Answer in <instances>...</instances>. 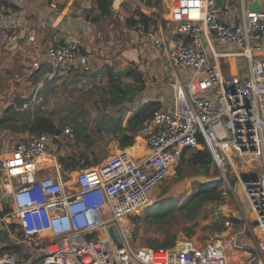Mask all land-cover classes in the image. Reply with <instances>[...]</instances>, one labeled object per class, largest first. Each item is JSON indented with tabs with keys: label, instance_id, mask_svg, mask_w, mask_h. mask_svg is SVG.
Returning <instances> with one entry per match:
<instances>
[{
	"label": "built area",
	"instance_id": "1",
	"mask_svg": "<svg viewBox=\"0 0 264 264\" xmlns=\"http://www.w3.org/2000/svg\"><path fill=\"white\" fill-rule=\"evenodd\" d=\"M167 1L166 28L130 31L133 42H143L153 59L163 55L171 69L163 106L136 136L143 154L118 151L68 176L54 149L72 128L1 148L0 240L16 247L0 244V264H264V8L244 10L230 24L217 16L215 0ZM50 7L57 9L55 2ZM222 8L230 10L229 3ZM21 37L14 23L0 20L1 48ZM213 41L236 51L220 53ZM222 56L241 58L246 72L226 74ZM91 63L69 38L46 46L29 68L52 81L73 67L89 72ZM187 148L206 149L225 181L233 169L237 208L203 245L187 239L174 250L140 246L131 219ZM47 153L53 160L40 167L37 159ZM249 157L261 158L260 174L241 169Z\"/></svg>",
	"mask_w": 264,
	"mask_h": 264
},
{
	"label": "rangeland",
	"instance_id": "2",
	"mask_svg": "<svg viewBox=\"0 0 264 264\" xmlns=\"http://www.w3.org/2000/svg\"><path fill=\"white\" fill-rule=\"evenodd\" d=\"M168 6L169 3L167 0H161L159 8L147 7L141 0H122L118 8L112 10V14L109 17L103 18L95 24V31L101 35L99 41L105 43L108 37L107 35H115L117 32L119 35H117L116 38L121 49L127 50L128 53H132L133 50L138 51V49L141 48L149 53L143 42L132 41V34L130 31H133L134 28H128L125 19L134 15L137 11H141L145 15H152L156 19L157 26L153 28L154 30H157L158 26L166 28V25L165 23L163 24L162 20L168 17ZM226 48L227 50H231L229 47ZM142 59L143 58L139 57V60L136 62L132 60L130 65L126 66L131 70L130 72L133 73L130 77L132 80H134L135 77L140 79V77L143 76L137 71V67L142 65ZM144 60L147 64L145 62L143 63V66H154L158 64L162 68V74L158 78V83L156 84L158 91L161 92V90L166 91L169 89L167 83L171 75V69L167 64L165 57L162 55L159 59H153L150 53L149 58ZM143 69L145 70V68ZM79 70L82 71L81 69ZM22 74L23 72L16 73L20 82L13 80L11 86H8L6 82H4L5 79L0 82V101L2 107L3 105L10 106L7 110L14 108L19 109L25 104L24 101L26 100L28 101V104H26L25 109L29 110L30 108V111L34 113L33 115H35V113L44 114L61 130L67 127L72 128L70 121L74 117H78L79 120H82V118L83 120H92L104 111L100 99H103L102 95H104L101 87L105 86V75L104 77L102 76V80L100 81H90L85 79L81 80V82L75 86L66 85L63 88L62 86L60 88L57 85L55 86L56 89L52 88L49 90L50 88L46 89L45 85L47 82L42 80L41 74L30 73V76L26 78L25 76L27 73L23 75V77ZM154 75V71L151 70L149 72L150 81H157L154 80ZM125 78L126 76L123 79ZM27 80L31 81V84H26ZM36 83H40L41 86L36 87ZM32 97H34V100L29 102ZM2 107H0V109ZM1 112H3V110ZM23 113H26V110L23 111ZM24 116L25 117L17 118L15 121V129L18 131L7 130L4 134H0V146L4 142L14 141L17 143L30 136L29 134L27 135V132L21 130V127H23L28 121L27 118L30 119V116L27 115V118L26 115ZM13 133L16 134L13 135ZM86 142L90 141L83 139L76 140L73 133L71 135H64L62 136L61 147L59 150L54 149V152L57 151L55 153L58 157L59 155H68L73 152L87 149L89 152H93L97 159L94 162H97L120 151L115 140L103 138L101 141L90 143L89 145H86ZM7 144V146H10L9 143ZM243 166L244 167L241 169L245 172L260 174L262 171L261 158L249 157ZM229 169V173L226 174L227 181H225L221 175L220 169L215 166L214 163L208 168H202L187 164L185 160L180 158L171 175L150 192V202L147 204L155 207L159 203L171 199L174 200L171 203V206L175 202L172 212L166 214L161 221L154 223H148L144 220V210H140L131 219V224L134 227V239L138 245L145 246L144 244L146 240L159 243L164 240L166 231L176 235V242L188 239L197 245H203L217 235L219 232L216 231L214 225L217 223L221 224L225 219L232 217V213L235 212L237 202L241 197L240 190L235 187L236 180L233 175V169ZM69 172L70 171L67 172V175L72 176V173ZM207 179L217 180L215 181L217 182L216 192L220 195V199H210L202 203L199 208L188 211V209L184 207L185 202L193 194L199 191L200 186L202 185L201 183ZM165 207L166 206H163L164 209ZM192 225H195L194 235L186 237L184 231ZM239 240L240 238L238 241ZM0 244L13 245L12 242H6L4 240H0Z\"/></svg>",
	"mask_w": 264,
	"mask_h": 264
},
{
	"label": "crops",
	"instance_id": "3",
	"mask_svg": "<svg viewBox=\"0 0 264 264\" xmlns=\"http://www.w3.org/2000/svg\"><path fill=\"white\" fill-rule=\"evenodd\" d=\"M5 1L8 7H3V10H0V20L3 24H11L14 23L16 25V29L20 32L22 37L20 38L18 43H11L6 47H0V82L5 79L4 82L8 86H11L13 80L16 82H20L18 80L16 73L23 72V75L27 73L25 76H30L29 64L32 59L41 55L44 48L50 44L59 43L63 40L74 38L79 41L81 45V52L87 53L90 56L92 61V69L89 73H99L96 74L93 78H89L87 80L90 81H100L102 80V76L104 77L103 68L111 67L114 71H127L126 78L123 79L126 83H133L130 77L133 75L131 70L126 66L130 65L131 61L135 62L139 60V57L143 58L141 60L142 65L137 67V71L140 72L143 76L140 77V80L143 82V90L137 96L138 104L147 102V101H158L161 103V107L163 106V95L164 91H158L157 83L158 78L162 74V68L156 64L154 66H143V63L146 61L144 59L149 58V53L143 52L140 49L138 51H134L132 53H128L127 50H123L120 48L119 42L117 41V32L115 35H107V40L105 43L100 42L101 35H99L96 29V23L91 19L94 13L87 12L93 6V0H0ZM218 2V11L217 16L222 20L226 21L230 24H233L237 19L242 15L244 10H249V5L252 4L255 0H217ZM55 2L57 5L56 10H52L50 4ZM229 3L230 10H224L222 5ZM261 4V8H264V0H259ZM10 6H15L16 9L13 10ZM88 16V17H87ZM28 35H32L34 37L33 42H29L27 40ZM215 50L220 53H229L232 51H236V49L231 48V50H227L226 45H220L218 42L213 41ZM218 46V49H217ZM132 51V50H131ZM219 63L223 67V70L226 74L230 75H242L247 70L246 63L239 57L236 56H222L218 58ZM147 64V62H146ZM145 68V70L143 69ZM156 69V70H154ZM154 71V80L153 82L149 79V72ZM79 67H73L66 77L45 81L47 82L45 87L56 89L55 86H59L61 88L66 85L75 86L81 82V80H85L79 78L77 75L79 73ZM26 72V73H25ZM25 73V74H24ZM38 74V73H37ZM32 76V75H31ZM9 77V78H8ZM161 81V80H160ZM106 83V82H105ZM26 84H31V81L27 80ZM36 87H40L41 84H35ZM34 86V85H33ZM161 96V99H160ZM34 100V97L29 100ZM25 104L21 106L19 109H9L10 111H16L19 115H26V117H33L34 113L26 108V104L28 101H24ZM0 101V107H2ZM137 107V106H136ZM160 107V108H161ZM7 108H10L9 105H3L0 109V117L8 111ZM26 110V113L23 111ZM3 110V112H1ZM135 107L130 108V111L127 113L125 122L133 115L135 111ZM36 114V113H35ZM28 115V116H27ZM124 122V123H125ZM7 130L0 128V134H4ZM18 131V130H16ZM15 131V132H16ZM16 133H13L15 135ZM26 135V133H25ZM28 135V133H27ZM139 139V151L140 153H132L129 152L131 148L136 145L137 140ZM136 142L133 146L128 147L124 150L132 155L133 157H139L143 154V145L140 138H136ZM9 143L10 146H7ZM141 143V144H140ZM15 144L14 141L4 142L1 148H10ZM142 146V147H141ZM136 147V146H135ZM138 148V147H137ZM132 150V149H131Z\"/></svg>",
	"mask_w": 264,
	"mask_h": 264
},
{
	"label": "trees",
	"instance_id": "4",
	"mask_svg": "<svg viewBox=\"0 0 264 264\" xmlns=\"http://www.w3.org/2000/svg\"><path fill=\"white\" fill-rule=\"evenodd\" d=\"M112 1L113 0H93V6L87 12V15H89L88 13H94L91 19L93 22H99L103 18L109 17L113 10ZM141 1H143L147 7L159 8L161 5V0ZM0 6L8 7L5 1H0ZM10 8L13 10L16 9L15 6H10ZM162 22L164 24L166 22L165 19H163ZM125 23L126 26L131 29L143 28L144 30H149L157 26V21L152 15L147 16L141 11H137L134 15L127 17ZM103 72L106 78V83L104 87H101L104 95H102L103 99L100 100L104 111L92 120H83V118L82 120H79L78 117L72 118L70 121L72 133L76 140L83 139L90 141L86 142V145L107 138L115 140L118 149L124 150L135 144V138L140 128L155 111L160 109L161 103L158 101H147L137 105V96L143 90V83L140 79L135 77L132 84L126 83L123 81V78L128 75L127 71H114L111 67L107 66L103 68ZM96 74L99 73L90 74L89 72L80 71L77 76L82 79H89L96 76ZM133 107H135L136 110L125 122L127 113L130 111V108ZM22 117L25 116L19 115L16 111L8 110L0 117V128L16 130L15 121L17 118ZM27 119L28 121L23 127H21V130L27 132L30 136L39 133H47L50 135L61 134L63 131L56 127L52 120L44 114H35L30 119ZM181 159L185 160L187 164L202 168H208L213 163L211 156L206 149L187 148L181 154ZM57 160L62 172L66 174L72 168L78 166L84 168L97 159L93 152L84 149L68 155H59ZM216 184L217 182L202 184L199 191L193 194L185 202L184 207L187 208L188 211H192L199 208L202 203L210 199H220V195L216 192ZM173 201L174 200L169 199L163 203H159L155 207L148 205L144 210V220L148 223L161 221L166 214L171 213L174 209L175 202L171 206ZM163 206H166L165 209ZM195 225L185 229L184 232L186 237L194 235ZM214 228L217 232L222 231L223 223L215 224ZM165 233L166 236L163 241L158 243L146 240L144 245L150 248H170L174 246L176 243V235L167 231ZM10 246L16 247L14 244Z\"/></svg>",
	"mask_w": 264,
	"mask_h": 264
},
{
	"label": "water",
	"instance_id": "5",
	"mask_svg": "<svg viewBox=\"0 0 264 264\" xmlns=\"http://www.w3.org/2000/svg\"><path fill=\"white\" fill-rule=\"evenodd\" d=\"M121 2H122V0H113L112 1V8L113 9H117ZM217 2H218L217 0L214 1V8L215 9L219 6ZM260 7H261V4H260L259 0H255V1L252 2L251 5H249V10H256V11H258V10H260ZM215 181H217V180L216 179H207L204 182H202L201 184L213 183ZM147 206L148 205L143 206L142 207V210H145L147 208ZM112 232L113 231H112V228H111V233ZM116 242L119 243L117 240H116ZM181 247H182V244L181 243H179V244L176 245V248L177 249H179ZM171 249L174 250V247H172Z\"/></svg>",
	"mask_w": 264,
	"mask_h": 264
},
{
	"label": "bare ground",
	"instance_id": "6",
	"mask_svg": "<svg viewBox=\"0 0 264 264\" xmlns=\"http://www.w3.org/2000/svg\"><path fill=\"white\" fill-rule=\"evenodd\" d=\"M137 140V142H136V145H134V147L133 148H131L130 149V151L129 152H131V154L132 153H140V151H139V142H140V140L139 139H136ZM141 144V143H140ZM136 146V147H135ZM138 147V148H137ZM142 147V146H141ZM52 160H53V155L51 154V153H47L46 155H44L43 157H39L38 159H37V162H38V165L40 166V167H42V166H47V165H50L51 164V162H52ZM63 176H65V174H63ZM68 178V177H67Z\"/></svg>",
	"mask_w": 264,
	"mask_h": 264
}]
</instances>
